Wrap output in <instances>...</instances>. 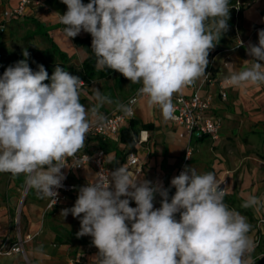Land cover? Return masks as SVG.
Instances as JSON below:
<instances>
[{
	"label": "clouds",
	"instance_id": "1",
	"mask_svg": "<svg viewBox=\"0 0 264 264\" xmlns=\"http://www.w3.org/2000/svg\"><path fill=\"white\" fill-rule=\"evenodd\" d=\"M61 2L67 6L59 16L66 37L90 34L97 70L118 72L140 85L137 96L158 106L165 120L174 118V94L204 76L209 51L228 30L231 8L230 0ZM246 51L251 66L225 76L227 86L264 85V29L258 44L249 42ZM22 55L0 76V173L23 174L28 188L56 203L65 162L72 158L73 168L81 167L76 154L93 123L106 120L100 108L112 100L95 89L97 103L86 108L79 76L55 64L49 77L42 64L37 71L30 68L27 48ZM134 104L135 98L118 107L132 116ZM170 184L176 191L169 201L161 183L141 180L122 165L98 172L60 215L80 218L76 236L92 238L95 264H252V226L224 202L214 172L185 166ZM157 194L159 208L153 203ZM259 206L255 195L241 205Z\"/></svg>",
	"mask_w": 264,
	"mask_h": 264
},
{
	"label": "crops",
	"instance_id": "2",
	"mask_svg": "<svg viewBox=\"0 0 264 264\" xmlns=\"http://www.w3.org/2000/svg\"><path fill=\"white\" fill-rule=\"evenodd\" d=\"M47 8H31L28 10L25 17L17 19L24 21L25 19L29 22H38L36 28L40 31H46L51 38L56 42L60 49L70 56L78 57L80 62L84 61L86 54L80 48H74V38H68L63 32L64 25L59 22L60 14H64L67 11V6L61 2V0H44ZM20 0H0V23L2 21L3 13L8 8H15L19 5ZM84 3H88L89 0H83ZM230 10L236 11V19L228 26V30L224 32V36L221 35L219 42L209 51L214 53L215 61L211 68L214 79L213 84L205 85L202 87L204 82V76L200 77L193 83L185 87L182 92L174 94L172 97L173 104L175 103V97L181 94L185 97L192 96L198 88H202V95H212V106L210 114L222 119V130L218 140L214 141L209 137H205L201 140H195L190 138L184 128L175 125L169 120H165L162 117L161 111L158 106H150L147 103V98L141 99L136 107V118L135 121L140 124H151L153 128L151 130H141L140 132H146L144 136L148 137V142L144 145H137V155L139 157L142 172L136 174V170L129 167L127 160V150L119 139H110L106 143L109 144V150L106 153L108 159V166L111 170L124 165L134 176L139 179H147L153 183L159 182L164 188L168 189V198H171V194L176 190L171 186V179L177 176L178 169L182 166L183 159L188 146L194 148L192 160L187 166L194 167L197 172L201 168L206 167L207 163L212 162V170L214 172L217 181L227 177L229 179V190L228 195L225 198L233 195V175L234 170L225 166L220 160H216V148L221 145V141L224 137L234 133L233 125L235 121L241 120L246 126L250 124H257V130L263 131L260 122L264 121V85L248 88H234L229 87L224 82V77L229 73L238 72L244 67H250L252 61L251 57L247 54V46H239L238 40L243 42H253L258 44V31L254 32L255 27H264V0H237L235 6H230ZM12 23V22H11ZM8 24L6 31L9 29ZM36 25V24H35ZM86 32H81L79 38H85ZM237 37L239 39H237ZM249 37H251L249 39ZM0 47L1 44H0ZM209 56V55H208ZM208 69H206L207 71ZM219 82H223V91L227 93L226 100H223L219 92L221 87ZM140 85L131 84L129 80L123 77L120 73L115 72L109 79L96 80L88 88L80 91V102L86 107L90 108L95 105L96 99L94 90L99 89L104 95L111 98V104H104L100 108V112L104 115L115 112L120 109L118 105L125 104L126 100L130 98ZM262 92V97H259ZM263 137H264V132ZM85 146L90 151H96L99 149V142L95 138L85 141ZM65 174L70 172L69 166L61 170ZM228 173V176H226ZM74 175L73 179L78 184H86L93 182L96 178L95 169L93 166H86L83 170L72 172ZM22 182L18 179L17 182ZM15 181L12 184L16 186ZM12 188V186H11ZM251 194H242L241 196L247 199L250 195H255L261 199V206L254 208V219L256 230L251 234L250 239L255 241L256 236L260 233L258 229V220L264 217V192L260 191L259 188L252 190ZM78 197V192L74 195L73 203H75ZM224 198V200H225ZM45 202V208L47 204L46 198H43ZM159 194L156 195L154 201L161 202ZM14 200V198H12ZM16 200V198H15ZM56 209V208H55ZM53 209L52 211H54ZM50 211V212H52ZM1 212V211H0ZM1 214V213H0ZM38 232V230H37ZM25 237L34 233L22 234L20 231L15 230L14 239L6 238L1 242L4 243L6 240L14 242L18 234ZM39 235V234H38ZM27 242L25 244V250L28 249ZM43 242L38 243V246ZM14 258V261L18 258L22 260V264H25L24 258L21 255L10 257ZM78 259V258H77ZM66 261V260H65ZM68 261V260H67ZM77 262L78 260H74ZM31 262V261H30ZM32 264V263H31ZM53 264H64L63 262H54Z\"/></svg>",
	"mask_w": 264,
	"mask_h": 264
},
{
	"label": "rangeland",
	"instance_id": "3",
	"mask_svg": "<svg viewBox=\"0 0 264 264\" xmlns=\"http://www.w3.org/2000/svg\"><path fill=\"white\" fill-rule=\"evenodd\" d=\"M235 19L236 11L230 10L228 26ZM0 44L2 46L0 54L7 58L5 68L14 66L17 61L24 59L22 52L27 48L30 53L28 64L34 71L38 70L37 65H44L39 59V54L50 46L36 25L26 19L24 21L14 20L7 31L6 29L0 31ZM72 45L76 48L74 43ZM69 67L71 68V71L68 70L70 73L80 74V59L75 57ZM51 75L49 73V77ZM45 83H50V80ZM259 97H262V92ZM259 124L264 132V121ZM256 128L257 124H250L248 127L243 121L236 120L233 125L234 133L224 137L221 145L216 148L215 158L235 171L233 195L225 198L224 202L230 209H235L247 218L252 226L249 236L256 230L254 208L241 207L246 200L241 195L251 194L256 188L264 192V137L263 133ZM212 162L207 163L206 167L201 168L198 173L210 172ZM18 179H24V182H17ZM12 181L17 182L16 186L12 184ZM26 187L23 174L13 176L8 172L0 173V244L8 237L11 240L14 239L16 229L22 234L35 233L38 230L39 235L30 241L26 251L32 264H53L54 262L67 264L70 260H78L76 264H95L93 257L98 249L92 245V238L90 236L77 238L76 236L80 229V218H74L71 214L67 217L60 215L62 209L71 208L75 203L60 206L52 212L46 211L44 199L40 198L36 191L33 196H29ZM153 203L155 208L161 206V202L154 201ZM130 206L135 207V202H130ZM41 242L43 246L39 247L38 243ZM251 261L252 264H264L262 242L259 246H255L251 253ZM0 264H22V260L20 258L15 261L14 258H0Z\"/></svg>",
	"mask_w": 264,
	"mask_h": 264
},
{
	"label": "built area",
	"instance_id": "4",
	"mask_svg": "<svg viewBox=\"0 0 264 264\" xmlns=\"http://www.w3.org/2000/svg\"><path fill=\"white\" fill-rule=\"evenodd\" d=\"M37 7L47 8L46 2L44 0H20L19 5L17 7L6 9L3 13L2 21L0 23V31H4L7 28L8 24L12 21L25 17L29 9ZM262 29H264V27H255L254 32H257ZM250 38L251 37H249V39ZM237 39L239 38L237 37ZM249 42L251 41L249 40ZM249 42H243L239 39L238 45L248 46ZM251 43L253 44V42ZM208 61L209 64L207 68H210L212 67L215 61L214 53L209 54ZM82 81L83 84L80 91L85 88H88L94 82L91 81L90 83H87L85 80ZM213 83V75L209 70H207L205 72V78L202 87ZM218 84L221 87L219 95L223 100H226L227 93L223 91V82H219ZM201 90V87L198 88L196 92L190 97H185L181 94H178L175 97L174 118L170 119V121L175 125L184 128L191 139L194 138L195 140H201L205 137H209L212 140L216 141L219 139L222 130V119L210 114L213 97L211 94L202 95ZM133 98L136 99V104L131 105L134 110V114L132 116L126 115L120 109L110 114H106V120L103 123H93L92 128L87 134L86 140H90L91 138H101L104 142H106L110 139H119L122 128L128 126V124L136 118V107L138 102L146 97L137 96L136 90L135 93L126 100L124 105H127L130 99ZM145 134L146 132H140L138 138L136 139L137 145H144L148 142V137L144 136ZM193 153L194 148L191 145L188 146L183 159L182 166L178 169L177 175H179L180 172L184 170V167L187 166V164L192 160ZM76 155L78 157V162L81 167L73 168L74 160L72 158L68 159L65 162L66 166H69L70 172H67L66 174L62 172L66 177L62 181L63 187L56 189V191L58 192V197L55 198L56 203L51 198H46V211H52L55 208L73 202L74 195L76 194V192L79 191V188L88 184L86 183L82 185L76 183L73 179L74 175L72 174V172H79L83 170L86 166H93L97 178L98 172L108 174L109 171H112L108 166L107 154L102 149H98L92 152L85 146ZM127 160L129 167L136 170V174H140L142 172L141 163L137 153L128 154ZM226 176H228V173ZM219 184L221 189L225 193V198L228 195L229 179L227 177H224L223 179H220ZM174 194L175 192L173 193V195ZM170 200L171 198H169V201ZM257 225L260 233L256 236L254 241V245L256 247L261 244L264 238V217L258 220ZM38 234L39 232H35L32 235L23 237L19 233L17 239L14 242H9L8 240H6L4 243L0 244V258H10L13 256L21 255L24 258L25 264H31L26 254L25 244L27 242H30ZM67 264H76V262L74 260H70Z\"/></svg>",
	"mask_w": 264,
	"mask_h": 264
},
{
	"label": "trees",
	"instance_id": "5",
	"mask_svg": "<svg viewBox=\"0 0 264 264\" xmlns=\"http://www.w3.org/2000/svg\"><path fill=\"white\" fill-rule=\"evenodd\" d=\"M236 0H230V6H235ZM36 26L38 27V22H34ZM41 35L49 42V48L45 49L39 54L40 61L44 64L46 70L49 73H53L55 64L60 65L64 68V70L68 71L71 68L69 67V64L74 61V56H70L68 53L62 51L60 47L56 44V42L51 38V36L48 34V32L43 31L40 32ZM91 35L87 33V36L85 38H74V45L77 48H80L84 51L86 54V58L81 64V73L73 75H77L80 77V79L85 80L87 83H90L91 81L96 80H102V79H109L112 77V75L115 73V71L105 69V70H97L96 68V58L91 50ZM1 49V47H0ZM7 61V58L5 56H2L0 54V76L3 75V72L5 71V63ZM210 72H213V68H207ZM34 71V70H33ZM71 71V70H70ZM153 126L151 124H140V122L132 120L128 126L122 128L119 141L125 145L127 154L130 153H137V142L136 139L138 138L141 130H151ZM99 142V149L104 150L106 153L109 150V144L104 142L101 138H95ZM24 182V179L22 180V183ZM35 193V190L29 189L28 195L33 196ZM177 220H179V214L176 216ZM56 239H58V236H56ZM262 243L264 245V238L262 240Z\"/></svg>",
	"mask_w": 264,
	"mask_h": 264
},
{
	"label": "water",
	"instance_id": "6",
	"mask_svg": "<svg viewBox=\"0 0 264 264\" xmlns=\"http://www.w3.org/2000/svg\"><path fill=\"white\" fill-rule=\"evenodd\" d=\"M28 190H29V188H28V187H26V192H28Z\"/></svg>",
	"mask_w": 264,
	"mask_h": 264
}]
</instances>
